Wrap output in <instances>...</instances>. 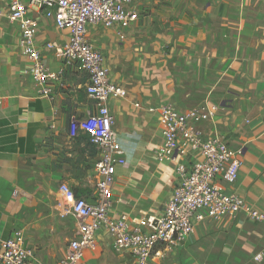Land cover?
<instances>
[{
    "label": "crops",
    "instance_id": "obj_1",
    "mask_svg": "<svg viewBox=\"0 0 264 264\" xmlns=\"http://www.w3.org/2000/svg\"><path fill=\"white\" fill-rule=\"evenodd\" d=\"M8 2L0 0V239L21 231L37 264H58L78 234L60 187L95 200L96 183L88 194L74 187L72 138L96 109L87 75L51 50H43L44 59L53 72L62 70V84H53L54 100L39 95L20 30L5 17ZM130 9L137 20L112 29L92 25L87 36L104 55L112 82L127 92L109 102L126 161L117 168L110 216H127L131 226L160 218L180 181L178 162L191 161L157 159L164 105L182 112L218 105L198 130L243 152L238 180L224 187L264 210V0H139ZM68 41L67 31L40 19L37 45ZM97 238L81 264H136L129 252L114 249L107 230ZM149 264H264V225L243 211L208 219L187 240L157 247Z\"/></svg>",
    "mask_w": 264,
    "mask_h": 264
},
{
    "label": "built area",
    "instance_id": "obj_2",
    "mask_svg": "<svg viewBox=\"0 0 264 264\" xmlns=\"http://www.w3.org/2000/svg\"><path fill=\"white\" fill-rule=\"evenodd\" d=\"M138 1L9 0L7 4L5 17L20 30L19 46L30 63L27 73L38 86L39 95L54 100L53 84H62V70L53 72L44 59L43 50H51L64 65H75L87 75L86 93L96 109L78 122V129L97 150L95 200L77 198L66 184L60 187L67 202L65 212L78 220V234L70 241L66 258L58 264H81L87 251L97 249L101 230L108 231L117 252H129L136 264H149L157 247L187 240L195 233L196 226L208 219L243 211L264 225V210L249 207L240 196L224 187L238 180L243 152L225 139L207 137L198 130L200 124L215 117L216 104L188 112L173 105L160 109L164 143L157 150L158 161H174L178 155L191 158L176 166L180 181L164 214L160 218L142 219L136 226L128 223L127 216H110L117 168L126 161L113 129L109 102L112 98H125L127 92L112 82L104 55L88 42L87 36L92 25L112 29L137 20V14L130 8ZM42 17L53 20L59 30L68 32L69 41L65 45L55 42L37 45ZM2 104L0 96V107ZM261 257L257 256V260ZM0 264H37L33 250L25 246L21 231L15 232L13 238L0 239Z\"/></svg>",
    "mask_w": 264,
    "mask_h": 264
},
{
    "label": "rangeland",
    "instance_id": "obj_3",
    "mask_svg": "<svg viewBox=\"0 0 264 264\" xmlns=\"http://www.w3.org/2000/svg\"><path fill=\"white\" fill-rule=\"evenodd\" d=\"M86 137L87 136L81 132V130H74L72 138L74 141L73 150L77 151V158L76 160H74L75 158L73 159V175L76 179L74 187H76V190H80V192L84 191V194L91 192V189L96 183L95 158L92 155V151L96 148L86 143ZM69 142L72 141H59V143L62 144H67Z\"/></svg>",
    "mask_w": 264,
    "mask_h": 264
},
{
    "label": "trees",
    "instance_id": "obj_4",
    "mask_svg": "<svg viewBox=\"0 0 264 264\" xmlns=\"http://www.w3.org/2000/svg\"><path fill=\"white\" fill-rule=\"evenodd\" d=\"M86 140H87V142H86V143H87L88 145H90V146H93V148H95V147H94V145H93V144H91V142H90V139H89V137H88V136L86 137ZM92 153H93V154H92V155H93V157H94V158H96V157H97V150H96V149H94V150L92 151ZM75 195H76V197H77V198H80V196H79V194H78V193H76Z\"/></svg>",
    "mask_w": 264,
    "mask_h": 264
}]
</instances>
